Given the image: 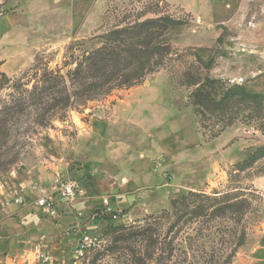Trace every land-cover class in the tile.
Wrapping results in <instances>:
<instances>
[{
	"label": "rangeland",
	"instance_id": "374dc122",
	"mask_svg": "<svg viewBox=\"0 0 264 264\" xmlns=\"http://www.w3.org/2000/svg\"><path fill=\"white\" fill-rule=\"evenodd\" d=\"M2 14L25 15L31 29L20 32L30 46L27 65L14 75L0 71V115L10 127L0 152L15 153L0 170V264H257L264 257V0H0ZM89 53L99 60L91 69L82 59ZM137 87L154 104L141 113L142 143L127 121ZM96 122H107L99 137L91 133ZM162 139L180 149L183 163L164 176L182 183L179 191L136 196L115 219L104 213L101 198L112 209L123 199L108 196L106 167L130 175L139 166L153 185L164 184L165 167H153ZM79 170L89 194L107 196H86L82 227L53 232V216L35 205L39 190L51 192ZM93 170L101 173L94 181ZM20 197L27 207L19 208ZM94 197L100 204L85 209ZM146 224L158 235L155 247L127 238ZM84 236L95 243L85 252Z\"/></svg>",
	"mask_w": 264,
	"mask_h": 264
},
{
	"label": "crops",
	"instance_id": "0c3cea01",
	"mask_svg": "<svg viewBox=\"0 0 264 264\" xmlns=\"http://www.w3.org/2000/svg\"><path fill=\"white\" fill-rule=\"evenodd\" d=\"M223 0H207V3L210 4H218L221 3ZM18 14H7V15H0V71L4 73L5 75H14L16 72H18L20 69H22L24 66L27 65L28 62V55H29V47L25 44V36L21 35L22 29H31V25L27 22V18L25 15H19ZM19 19V20H18ZM21 24V26H20ZM30 27V28H29ZM135 88L134 90H130V97L129 99V106L127 108V121L132 122V128L133 133L132 135L137 139L136 141L139 143H142V140L139 138L144 136V128L146 122L141 121V113H147V109L154 107V104L152 102H149L145 98H141V92L142 89ZM128 102V101H127ZM132 117V118H131ZM138 117V119H137ZM133 119V120H132ZM139 120V121H138ZM107 122H96L91 127V133L95 137H99L102 135L106 129H107ZM146 130V129H145ZM161 146V154L158 155L154 161L153 167L156 166L159 167H165L164 171L162 172L163 181L164 184L157 186L153 185L149 179L144 178V174L142 172V169L137 166L134 168H130V175L125 174L124 172L120 171V168L116 166L118 170L115 171V173L112 175L109 171L108 167L105 168L101 167V169L107 173V176L111 178V189L110 191H107L108 196H123V199L116 203L113 207V202L111 199H109L111 209L114 212L123 211L125 209V206L127 205V208L131 206L130 203L134 202L136 199V196H172L173 191H179V188L181 187L182 183L172 185L170 184V180L165 179L166 172L168 170H171L172 167L175 165H180L183 163L180 161L181 159H178L177 156L180 157V155L175 156V154L180 150L177 144L174 141H166L161 140L160 141ZM128 152V151H127ZM179 154V153H177ZM140 156V155H139ZM142 157H145V154L143 153ZM174 157L175 164L171 162L172 158ZM155 168H153L154 171ZM156 172V171H154ZM124 176V183L123 185L117 184L119 180V176ZM101 173L99 170H93L92 180L96 177H100ZM173 177V172H172ZM70 179L75 180V182L80 186V188L83 190V195H80V199H78L74 204L73 207L66 208L64 206L63 202H57V212L58 214L54 216L52 219L53 223V232L56 230H59L60 228H69V226H73L75 228L82 227V222L79 218L82 217V211L84 207V203L86 200V196H107L105 192H101L100 194H89L87 190H85L84 186L87 183L86 175L84 170H79L75 173V178L70 177ZM107 179V177H105ZM162 187V188H160ZM162 189H164L162 191ZM85 196V197H83ZM105 198V197H104ZM19 200V203L23 201V204L19 206V208H25L27 207L25 198H17ZM95 200H92L85 209H92V205H98L100 204V198L94 197ZM101 198V208L103 209L104 206L102 204ZM124 200V201H123ZM92 204V205H91ZM10 209H16V206H10ZM119 210H118V209ZM131 213L133 212V209H131ZM45 216H47L49 219L51 218L49 215L43 212ZM75 225V226H74ZM258 261L257 264H264V257L258 256L256 258Z\"/></svg>",
	"mask_w": 264,
	"mask_h": 264
},
{
	"label": "built area",
	"instance_id": "2783aa9c",
	"mask_svg": "<svg viewBox=\"0 0 264 264\" xmlns=\"http://www.w3.org/2000/svg\"><path fill=\"white\" fill-rule=\"evenodd\" d=\"M40 196L36 199L35 205L39 207L44 213L49 216H56L57 212V201L63 202L64 206L67 208L73 207V204L83 195V190L80 186L72 179H59L56 184L52 187L51 192L46 190H39ZM102 204L104 206V213L111 215L112 218H116L117 215L111 209V204L108 198L102 199ZM95 243L93 240L84 236L82 239L80 251H87L94 247ZM47 260V258H45Z\"/></svg>",
	"mask_w": 264,
	"mask_h": 264
},
{
	"label": "trees",
	"instance_id": "16d2710c",
	"mask_svg": "<svg viewBox=\"0 0 264 264\" xmlns=\"http://www.w3.org/2000/svg\"><path fill=\"white\" fill-rule=\"evenodd\" d=\"M118 33H120V32H113L112 34H118ZM160 50H161V52H166V50L164 48L160 49ZM127 52H129V50H127ZM112 53L113 52H111V54ZM110 56H112V55H110ZM129 58H131V56H129ZM82 59L85 60V62L87 61V64L90 63V65H91L90 69L92 66L94 67L96 65V61H99L95 53H93V54L89 53L86 58L83 57ZM105 60H106V57L104 58V60H101V61H105ZM80 68H81V66L78 65V68L74 72L75 73L78 72L80 70ZM1 78H6V76L4 74H1ZM129 81H130V79L127 78L126 80H124L122 82V84H124V85H125V83L128 84ZM14 109H15L14 106L9 107L8 109L4 110V112H6V111L12 112V111H14ZM9 131H10V127H8V120H6L5 118H2L0 115V138L6 139L9 136ZM10 153H11L12 157L10 159H4V158L8 157V155ZM14 154L15 153L13 151H11V149H8V150L5 149V150H2L0 152V158L4 159V160H2V162H0V170H3V171L7 170V168H8L7 166L13 164V155ZM184 200H186V197L183 196L179 200H175L174 202L179 203L180 201H184ZM101 217H103V216H101ZM175 224H176V221L170 226L169 230L167 231V237L172 232V229L175 227ZM155 232H156V230L150 224H146L143 226H136L133 231L127 233V238L132 239V240L139 239L141 241H148V243H149L148 247H155L158 244V242H157L158 235H156ZM163 241H164V243L169 244L171 239L167 242L166 236H164ZM169 253L172 254V249L170 248V246H169ZM136 260H137L138 264H145L143 262V260L140 258H136Z\"/></svg>",
	"mask_w": 264,
	"mask_h": 264
}]
</instances>
